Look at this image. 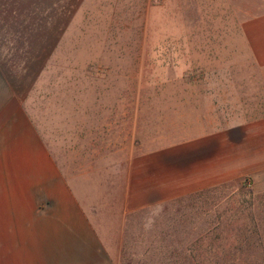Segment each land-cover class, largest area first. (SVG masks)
Instances as JSON below:
<instances>
[{"label":"rangeland","instance_id":"obj_1","mask_svg":"<svg viewBox=\"0 0 264 264\" xmlns=\"http://www.w3.org/2000/svg\"><path fill=\"white\" fill-rule=\"evenodd\" d=\"M179 12V0L0 1V48L26 69L27 109L44 135L108 154L121 145L124 167L131 152L192 136L194 118L180 113L181 97L194 94L196 80L203 93L212 86L223 96L230 75L184 72L192 59L205 63L198 48L225 43L195 33L226 28L208 24L202 32L181 23ZM115 214L105 236L119 264H264V171L132 211L120 230Z\"/></svg>","mask_w":264,"mask_h":264},{"label":"crops","instance_id":"obj_2","mask_svg":"<svg viewBox=\"0 0 264 264\" xmlns=\"http://www.w3.org/2000/svg\"><path fill=\"white\" fill-rule=\"evenodd\" d=\"M179 9L180 22L202 32L225 25L195 33L225 43L198 48L205 63L192 59L184 72L226 71L227 91L203 93L196 80L194 94L180 99L182 116L193 115V135L131 152L125 167L121 145L108 154L44 135L27 109L26 69L0 48V264H119L105 236L116 211L120 230L132 211L264 171V0H179ZM239 70L236 81L231 73Z\"/></svg>","mask_w":264,"mask_h":264},{"label":"trees","instance_id":"obj_3","mask_svg":"<svg viewBox=\"0 0 264 264\" xmlns=\"http://www.w3.org/2000/svg\"><path fill=\"white\" fill-rule=\"evenodd\" d=\"M0 1H5V2H8V1H10V0H0Z\"/></svg>","mask_w":264,"mask_h":264}]
</instances>
